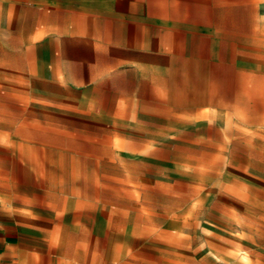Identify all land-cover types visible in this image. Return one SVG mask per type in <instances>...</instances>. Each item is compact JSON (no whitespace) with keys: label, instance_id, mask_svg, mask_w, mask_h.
<instances>
[{"label":"crops","instance_id":"0c3cea01","mask_svg":"<svg viewBox=\"0 0 264 264\" xmlns=\"http://www.w3.org/2000/svg\"><path fill=\"white\" fill-rule=\"evenodd\" d=\"M263 9L264 0H0V149L42 181L30 185V228L37 214L54 212L63 217L59 227L80 229L60 241L73 250L43 252L45 264H171L172 257L153 244V222L119 206L100 220L97 201L82 192L68 203L66 155H46L45 142L35 155L38 143L24 133L64 130L68 93L89 115L100 114L98 101H111L112 122L128 117L139 131L164 99L217 98L242 131H253L264 123ZM10 180L0 170V187L13 189Z\"/></svg>","mask_w":264,"mask_h":264},{"label":"rangeland","instance_id":"374dc122","mask_svg":"<svg viewBox=\"0 0 264 264\" xmlns=\"http://www.w3.org/2000/svg\"><path fill=\"white\" fill-rule=\"evenodd\" d=\"M79 103L68 93L64 130L24 133L38 143L35 155L43 150L40 142L48 146L46 155H66L68 203L82 192L97 201L100 220L119 206L133 219L153 222V244L171 254V264H264V123L245 132L217 98H178L164 99L157 116L147 117L152 123L139 131L124 121L128 117L112 122L106 114L111 101H98L99 115L85 113ZM8 151L0 149V170L14 187H0V264H45L41 254L73 250L60 241L80 229L59 227L63 217L54 212L37 214L30 228V185L42 181L26 176ZM45 167L53 172L57 164Z\"/></svg>","mask_w":264,"mask_h":264}]
</instances>
